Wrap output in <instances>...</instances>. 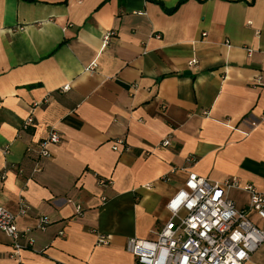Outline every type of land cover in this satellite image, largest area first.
<instances>
[{
  "label": "crops",
  "instance_id": "crops-1",
  "mask_svg": "<svg viewBox=\"0 0 264 264\" xmlns=\"http://www.w3.org/2000/svg\"><path fill=\"white\" fill-rule=\"evenodd\" d=\"M52 127L39 158L28 146ZM0 172V206H29L23 264H136L128 240L156 236L191 172L264 192V0H0ZM10 245L0 230V264H17Z\"/></svg>",
  "mask_w": 264,
  "mask_h": 264
},
{
  "label": "built area",
  "instance_id": "built-area-1",
  "mask_svg": "<svg viewBox=\"0 0 264 264\" xmlns=\"http://www.w3.org/2000/svg\"><path fill=\"white\" fill-rule=\"evenodd\" d=\"M114 35V31L103 35L104 48ZM197 61L192 58L189 64L193 65ZM97 68L98 64L94 62L85 71L93 73ZM69 87L67 85L64 89L68 90ZM247 121L251 128L243 131L246 135L258 124L256 120ZM227 124L231 126L229 122ZM31 126H35L33 114L25 119L23 128ZM61 141V133L52 127L45 138L28 146V150L36 152L39 158H48L52 155L49 146ZM120 144H123L122 139L117 140L113 148L118 150ZM170 144L171 138L167 137L161 146ZM40 170L41 164L37 161L33 171ZM5 179L6 173L0 172V185ZM100 183H112V179L101 178ZM232 188H243L249 192L250 203L247 208H238L230 198L229 191ZM167 207L172 216L154 238L132 237L128 240L127 248L135 256L136 264H246L264 244V223L258 224L249 215L250 211H254L264 222V192L253 184L241 187L236 178L212 182L191 172L185 186L170 198ZM77 209L79 213L82 212V206L78 205ZM28 210L24 199L20 200L18 213L0 206V230L10 237V256L17 258V264H23L21 252L34 243L30 235L32 229L28 227L22 230L17 225L18 216L25 215ZM51 222L50 217L41 216L36 228L44 230ZM61 234L65 235V232ZM97 243L108 244L109 239L105 234H98Z\"/></svg>",
  "mask_w": 264,
  "mask_h": 264
},
{
  "label": "rangeland",
  "instance_id": "rangeland-1",
  "mask_svg": "<svg viewBox=\"0 0 264 264\" xmlns=\"http://www.w3.org/2000/svg\"><path fill=\"white\" fill-rule=\"evenodd\" d=\"M235 195V193H233Z\"/></svg>",
  "mask_w": 264,
  "mask_h": 264
}]
</instances>
